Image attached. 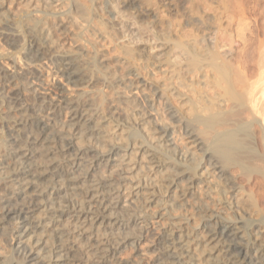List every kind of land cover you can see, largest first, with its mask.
<instances>
[{"label":"bare ground","instance_id":"6f19581e","mask_svg":"<svg viewBox=\"0 0 264 264\" xmlns=\"http://www.w3.org/2000/svg\"><path fill=\"white\" fill-rule=\"evenodd\" d=\"M7 1L0 0V264H142L149 254L151 264H264V23L252 18L247 27L257 0H175L190 30L163 33L168 50L159 58H145L130 40L122 52L120 43L116 54L147 60L158 85L133 68L111 73L106 56L79 45H92L78 30L100 18L94 0H30L33 9L20 14ZM151 1L103 0L109 19H95L90 31L100 37L105 25L125 43L115 15L131 11L147 25ZM52 33L74 49L54 45ZM257 59L262 75L252 79ZM51 66L50 76L74 93L37 90ZM128 77L135 79L122 82ZM211 194L230 217L210 208ZM186 207L197 214L194 226L176 217ZM250 211L260 215L248 218ZM144 240L153 243L147 252L146 244L139 249ZM126 249L134 259L119 258Z\"/></svg>","mask_w":264,"mask_h":264},{"label":"rangeland","instance_id":"374dc122","mask_svg":"<svg viewBox=\"0 0 264 264\" xmlns=\"http://www.w3.org/2000/svg\"><path fill=\"white\" fill-rule=\"evenodd\" d=\"M83 1H85V0H83ZM103 0H94V2H95V6H94V9H95V7H98L96 10H95V15H97V17L99 16L100 18H95L98 22H100L101 20L103 21V23H104V21H106V19L108 20L109 18L107 17V15H104L103 14V10H102V4H101V2H102ZM261 2H259V0H257V7L255 8V11H254V13L250 16V18L247 20L248 21V23L249 24H247V27L248 28H251V29H253L254 28V26L253 25H255L254 24V22H255V20L256 21H258V19H259V21H258V23L260 24H262L263 25V23H264V0H260ZM28 2V3H27ZM167 2H169L170 4H171V6L173 7V9L172 8H170V12L168 11V10H165V8H164V3H167ZM174 2H175V0H152L151 1V4L153 5V6H149V8H150V19H148V21L146 22L147 23V25H143V23H142V25L140 24V26L136 23V21H137V19L139 20V17H136V18H133V17H135L134 15H133V13L131 12V11H129V12H131V13H129V12H124L122 15H123V18H121L120 16L118 17V16H116V15H118V14H116L115 15V19H114V21L118 24V26H119V29H121L120 30V32L121 33H123V34H121V33H119L120 34V36L121 35H124V36H127V34L129 35L126 39H123V41H125V43L124 42H122V40H118L117 39V36L113 33V36H112V34L110 33V31H109V29H108V32H106V30H107V28H106V30L104 29L105 27H107V26H99V34H100V37H99V35H95V33L93 32V34H92V32L90 31V29H91V27H94L95 26V24H94V22L96 21L95 19H94V22H90L89 23V25L87 26V25H85V24H81V27H82V29L83 30H86V28H88V27H90L89 29H87V30H89V32H87V30L84 32L83 30H78V32H80L81 33V31H82V35H84V33H85V37H84V40H86L87 42L89 41L90 42V44H92L93 45V49L91 48L92 47V45H91V47H90V45H89V47H88V45H87V43L85 42H80V46L83 48V47H85L84 48V50H88L90 53H92V51L94 52V50H98L97 51V53L98 54H100L101 56H106L105 58H104V60H106V63L107 64H109L110 65V72L111 73H117V75H122V74H125L126 72H127V74H128V72H130V70L132 69V71L133 70H135L138 74H139V77H140V79H144V80H146V81H148V83L149 82H151L152 84H154V85H158L159 84V77L157 76L158 75V72L156 71L157 69H155V68H153V66L152 67H149L148 68V62H147V60H145L146 62H141V58H135V60L134 59H131V58H129V60H125V59H127V56H123L122 58L119 56V54H116V53H119V50H118V47H119V45H120V43H121V45H120V47L119 48H122L123 46V44H125V46L123 47V49H122V52L123 51H125V50H129V47H127L128 45L126 44L127 43V41L128 40H130V43H132L133 42V45L132 44H129L131 47H132V49H143L144 50V56H145V58L148 56V57H154V56H159L160 54L162 55L163 53H165L167 50H168V48H167V45H164L165 44V42H163L164 40H161V38L163 39V33L166 35V33H168V32H170V34H172V36L174 35V37H175V35H181V34H183L184 32H186V31H188V30H190L189 28L190 27H188V28H182V26H183V17L180 15V13L179 12H177L176 13V11H177V8L175 9V5H174ZM10 3V4H9ZM12 3V4H11ZM31 3H32V1L30 2V0H9V1H7V4H8V8H9V10H11V11H13V12H15V14H16V11H19V12H17L18 14H20V12L22 13V12H25V11H30L31 9H33V5H31ZM158 3V4H157ZM259 3H260V7H259ZM115 4H116V1L113 3V6H115ZM162 4V5H161ZM55 4H53V6H54ZM160 5H161V7H160ZM56 6V5H55ZM163 6V7H162ZM29 8V9H28ZM58 8V7H57ZM57 8H55V9H57ZM101 8V9H100ZM114 9H118L117 7L115 8L114 7ZM259 9V10H258ZM116 10H114V12H116ZM262 10H263V12H262ZM62 11V10H61ZM118 11V10H117ZM119 11H121V10H119ZM259 13L258 15H257V13ZM128 13V14H127ZM175 13H176V15H175ZM131 14V15H130ZM205 14H209V13H207V10L205 11ZM255 14V15H254ZM132 15H133V17H132ZM157 17H156V16ZM175 15V16H174ZM257 15V16H256ZM155 18H154V17ZM118 17V18H117ZM153 17V18H152ZM259 17V18H258ZM121 18V19H120ZM252 18H255V19H253V21L251 20ZM100 20V21H99ZM102 21L100 22V23H102ZM247 21H246V23H247ZM249 21H251V22H249ZM134 22V23H133ZM162 22H164V25L165 26H167L168 24H170V27L168 26V28H166L165 30L163 29V27L165 28V26H163V23ZM167 23V25H166V23ZM253 22V23H252ZM92 23V25L90 26V24ZM94 24V25H93ZM135 24V25H134ZM253 24V25H252ZM223 27L224 28H227L228 26H227V22L226 21H223ZM84 26H86V27H84ZM139 26V27H138ZM84 27V28H83ZM96 27H98V26H96ZM101 27H103V28H101ZM253 27V28H252ZM170 28V29H169ZM95 29V28H94ZM98 29V28H97ZM102 29H104L103 31H102ZM71 31H74L73 30V28L72 29H70ZM227 30H228V28H227ZM101 31V32H100ZM229 31V30H228ZM228 31H227V34H228ZM112 32V31H111ZM117 32V31H116ZM105 33V34H104ZM108 33H109V35H108ZM130 33V34H129ZM223 33V37H225L224 36V31L222 32ZM246 34H247V36L249 35L248 34V31L247 32H245ZM98 34V33H97ZM204 34V33H203ZM206 34V33H205ZM102 35H103V37H102ZM107 35V36H106ZM98 36V37H97ZM106 36V37H105ZM115 36V37H114ZM200 36H201V34H200ZM206 37H207V35H205ZM219 36V39L218 40H222L220 37V35H218ZM217 36V37H218ZM227 36V35H226ZM57 37H59V36H57V34H55V33H52V34H49V39L50 40H53V41H55L54 42V45H56V46H58V45H60V49L61 50H65V49H69V42L68 41H66V40H62L63 38L62 37H59V38H57ZM97 37V38H96ZM104 38V39H102V38ZM133 37V38H132ZM159 37H161L160 39H159ZM253 37V36H252ZM100 38H101V40H100ZM107 38H110V40L111 39H113V43H114V45L112 44V42L109 40V39H107ZM117 39V40H115V39ZM139 38V39H138ZM142 38V39H141ZM158 38V39H157ZM199 38V37H198ZM208 38H211L210 36H208ZM96 39V40H95ZM133 39H136V47H135V45H134V41L135 40H133ZM137 39H138V43H137ZM200 39V38H199ZM199 39H197V40H199ZM147 41V42H146ZM223 41V40H222ZM224 41H225V39H224ZM60 42V43H59ZM89 42H88V44H89ZM116 42H117V45H116ZM128 43H129V41H128ZM164 43V44H163ZM2 44V42H0V45ZM62 45V46H61ZM116 45V46H115ZM86 46H87V48H86ZM118 46V47H117ZM165 48H164V47ZM235 45L233 44L232 45V49L233 48H235L234 47ZM3 47V46H2ZM75 47V46H74ZM74 47H72V49H74ZM94 47H95V49H94ZM131 47H130V49H131ZM135 47V48H134ZM89 48V49H88ZM91 48V49H90ZM71 48L69 49V50H72ZM166 49V50H165ZM117 50V51H116ZM121 50V49H120ZM87 52V51H86ZM88 52V53H89ZM177 53H178V50H175L174 52H173V57H172V60L174 59V58H176V56H177ZM261 54L262 55H264V50H263V53H262V50H261V52H260V56H261ZM118 56V58H121L120 60H121V63H118V64H116V65H114L113 64V61H112V59L113 58H115V57H117ZM251 56H253V54L251 55ZM260 56H258L257 55V57H259V59H260ZM160 57V56H159ZM158 57V58H159ZM145 58H143V61H144V59ZM262 58H264V57H262ZM262 58L260 59V61H263L264 62V60H262ZM123 59V60H122ZM128 63V64H126V62ZM134 60L135 62V64L132 62V61ZM257 62H256V66L259 68H255V65L254 64H252L251 63V73H252V79H253V73H254V75H255V73H258L259 72V75H257V76H260V75H262V74H260L261 73V71H262V69L264 68V65H263V68H262V65L261 64H259L258 65V62H260L258 59L256 60ZM43 64L45 63L44 61L42 62ZM127 65H128V67H127ZM254 65V66H253ZM129 66H130V68H129ZM113 67V68H112ZM141 67V68H140ZM252 67H253V70H252ZM45 69H43L42 71H41V73H40V75L39 76H41V74H43L45 77L44 78H42L41 77V82H43V83H41L40 84V86L41 87H39V88H37V90L39 91V92H41V94L42 95H44L43 94V92L44 93H46L45 94V96H51L52 98H53V94L55 93V87L57 86L58 88H60V87H63V86H67V83L63 80V79H61L60 78V75L59 74H57L56 76L54 75V76H50L51 75V71H52V66L49 68V70H48V67H44ZM129 70H128V69ZM147 68V69H146ZM255 68V69H254ZM45 70V71H44ZM150 71L151 73H152V75H153V81H149V79H148V74L146 73L147 71ZM255 70V71H254ZM260 70V71H259ZM149 71H148V73H149ZM257 71V72H256ZM150 73V74H151ZM151 75V76H152ZM47 77V78H46ZM158 78V79H157ZM254 78L255 79H257L256 78V75L254 76ZM125 79H129V80H134L135 78H133V77H128V78H124L123 80H122V82H124V83H127V81H125ZM148 79V80H147ZM252 79H251V82H254V81H252ZM34 80V79H33ZM36 82V83H35ZM33 83L34 84H39V81H37V80H34L33 81ZM258 86H261L262 85V83L260 82H258ZM42 86H43V88H42ZM257 86V88H258V90H256V91H259V87ZM69 87V88H68ZM75 89V87H73L72 85L70 86H67V90L68 91H71L70 93L72 94V91H73V93L76 91V89L75 90H73V89ZM256 88V89H257ZM45 89V90H44ZM43 90V91H42ZM48 90V91H47ZM81 90H84V89H81ZM48 93H47V92ZM136 92V94H134ZM52 93V94H51ZM145 93H146V91H145ZM144 92L142 93V92H140V94L139 93H137V91H132V93L131 94H129V95H137L136 97L137 98H141V96H142V94H145ZM256 93V92H255ZM258 93L259 92H257V94L255 95V96H257V98L259 97L258 96ZM147 94V93H146ZM139 95H140V97H139ZM54 99H55V96H54ZM258 104H260V103H258ZM260 107V105H258V108ZM60 116H62V117H59V120L61 121V119H62V122H63V120L65 121V119H66V115H64V113L63 114H60ZM63 118H65V119H63ZM255 129V127H253L252 128V130H254ZM257 129V128H256ZM256 131V130H255ZM184 143H186L185 141H181V144H184ZM239 182H240V179H239ZM257 194H263V193H257ZM214 195L215 194H211V199H209L210 200V202H209V200H208V204H209V206H210V208L212 209H216L217 211H218V213H220V215L222 214V216L224 215V213H225V217H226V214L227 213H229V212H225V210H222L221 209V206H219V205H217V204H215L214 203V201H216V195H215V197H214ZM262 196V195H261ZM213 197H214V199H213ZM237 198H239V199H241V195L239 196L238 195V197ZM238 200V199H237ZM263 200H264V198H263ZM206 201V200H205ZM213 201V202H212ZM210 203H211V205H210ZM214 203V204H213ZM213 205H215V207H213ZM218 207V208H217ZM219 207H220V209H219ZM153 209L154 208H150V212H155L156 210L154 209V211H153ZM189 209H191L190 207H188V209H187V207L185 208V210H188V212L186 211V212H178V211H170L171 212V214L173 213V216H176L174 213H176V212H178V216H176V217H179V216H181L182 214H184V216H187V218H189L188 219V224L191 226V224H193V226L196 224L195 223V221L197 222V214H193L194 213V211L192 212V209L191 210H189ZM190 211H191V213H190ZM220 211V212H219ZM224 213H223V212ZM250 214L247 216L248 218H249V216L250 217H252L251 219H255V217L256 218H258V216L261 214V216H262V218H264L263 217V215H264V212H263V214L262 213H260L259 215H257L258 213L256 212L254 215H253V213L254 212H252V214H251V211L249 212ZM187 214V215H186ZM192 215V216H191ZM196 215V216H195ZM228 215V217H230L231 215L230 214H227ZM257 215V216H256ZM195 216V217H194ZM223 216V217H224ZM260 216V217H261ZM194 217V218H193ZM192 219H193V221H192ZM195 220V221H194ZM178 220H176V222H177ZM161 222H163V221H161ZM183 222V221H182ZM182 222H180V224L182 223ZM194 222V223H193ZM164 223H166V222H163V225H165ZM184 223V222H183ZM199 226H198V228L197 229H200V224H198ZM192 226V227H193ZM166 227V226H165ZM182 227H184V228H186L187 227V225H182ZM187 229V228H186ZM188 229H189V227H188ZM197 232H199V230H197ZM146 244V246H145V250L146 251H144L143 249L144 248H142V246H144ZM153 244V243H152ZM151 244V245H152ZM151 245H150V243H148L147 244V241L146 240H144L143 242H141L140 243V245H139V249L140 250H143L144 252H147L149 249L151 250ZM141 247V248H140ZM146 247H148V248H146ZM125 251V252H124ZM124 251H122V253H121V255L119 256V258H121V260H122V258H123V260L124 261H128V260H131V258L132 259H134V256H135V252L133 251V250H130V249H126V250H124ZM152 254H149V255H147V256H150V258L149 257H147V256H145V257H142V261H141V263L142 264H151L152 262H153V258H154V255H152ZM133 256V257H132ZM131 257V258H130ZM198 259H200V257H197ZM152 259V260H151ZM145 261V262H144Z\"/></svg>","mask_w":264,"mask_h":264}]
</instances>
